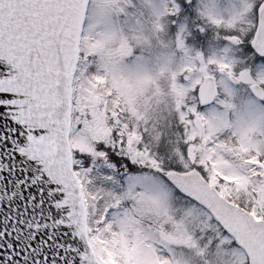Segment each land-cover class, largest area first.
I'll list each match as a JSON object with an SVG mask.
<instances>
[{"label":"snow or ice","instance_id":"obj_1","mask_svg":"<svg viewBox=\"0 0 264 264\" xmlns=\"http://www.w3.org/2000/svg\"><path fill=\"white\" fill-rule=\"evenodd\" d=\"M0 264H264V0H0Z\"/></svg>","mask_w":264,"mask_h":264}]
</instances>
